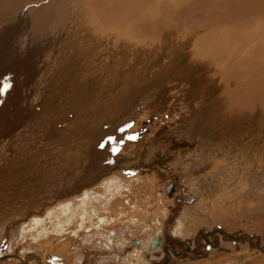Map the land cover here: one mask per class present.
I'll list each match as a JSON object with an SVG mask.
<instances>
[{"label": "rangeland", "instance_id": "rangeland-1", "mask_svg": "<svg viewBox=\"0 0 264 264\" xmlns=\"http://www.w3.org/2000/svg\"><path fill=\"white\" fill-rule=\"evenodd\" d=\"M6 1L2 0L1 2L0 0V8L1 3L3 5L4 2L10 5L9 1ZM249 1L264 9V0L262 3L256 0L72 1L71 6H68V9H72L66 19L68 23L64 27L63 43L61 40H57L58 43L56 44L54 41L56 36L50 39L51 42L54 41L51 46L55 49L53 56L59 57L62 51L61 46L68 42L79 44L73 36H71L73 41L70 37V40L66 37L69 32L75 33L79 37L86 36L82 39L87 44H91V41L95 40L92 43L97 45L93 53L99 52V60L95 61L93 53L91 56H77L74 60L78 64L75 69V71L77 70L76 74L79 73L83 63H90V67L80 74L81 79H86L88 76L94 77L90 74H96L95 71L103 66V68L112 66L114 73L122 71L125 80L128 77L132 78L131 75L133 76L134 73L137 76L141 75L139 77L143 80V85L138 89L142 87L140 90L141 93L143 92L142 101H140L139 95L137 105L139 110L127 109L129 111L126 110L108 121L111 122L112 129L109 125L108 138L107 140L104 138L102 148L107 157L116 156L113 162L115 165H109V168H106L107 171L98 175L96 181L90 184L86 180L75 183L71 188H68L69 191H72L69 192L70 194L63 197L58 196L56 200L44 198L38 203V197H32L23 203L10 199V203L6 206L0 205V256L4 254L16 255L13 258L3 257L0 259V264H133L132 261L142 264H150L151 262H157L155 264H264V136L259 134L260 128L255 127L247 135L242 133L226 140L224 146L216 145L218 142L214 140L215 134L213 135V133L218 132L220 127L217 123L212 125L214 122L208 116L210 111L208 102L217 97L218 93H221L219 89L222 90V86L225 84V78H220L219 71L222 66L218 63H225L227 70L230 69L233 61L227 58H230L229 52L232 53L235 47H227L238 46L236 45L237 40L233 38V42L229 40L226 48L222 47L225 44L224 41L227 40L228 31L234 32V30L229 27L224 28V25L220 23H225L226 20L232 18L235 19L239 10L243 9L242 11L246 12V9H249ZM18 9V7L13 8L11 5L9 13H6L5 8L1 9L0 37L9 32L10 24H13ZM74 11L75 13H73ZM242 15H245L243 18H247V12L242 13ZM218 17L221 19H216ZM224 17L227 19L225 20ZM211 26H218L222 30L219 40H217L222 53L219 56L220 60L202 61L206 57L198 58L199 55L194 54L193 51L197 47L196 41L201 39L205 35L206 29L209 30ZM36 28H33V32ZM46 29L50 28L46 27ZM36 37H33V40ZM87 39H91V41ZM245 45L246 47L252 46V44ZM121 50L125 53L124 59L121 57ZM225 52H227L226 56ZM15 53L16 51L12 49L11 54L7 55L8 58L6 57L5 66L0 69V115L2 116H0V131L3 130L6 122L3 117L5 114L3 112L4 107L9 102H11L12 107L19 93V109L22 106V110L23 108L25 111L30 110L32 115L29 118L36 116L34 112L37 108L31 109L34 96L29 97L28 102L24 100L23 96L21 98V93L24 81L29 78L33 71L32 68L37 66L36 58L38 55L25 57L24 52H19L15 57ZM177 53L187 57V61L190 62H186L192 70L199 67L202 69V73L205 72L206 77L211 74L208 85L209 87L214 85L215 91L212 89L210 93L207 90L208 95L204 90L203 92L199 91L195 87L196 75L192 70L190 71L191 76L181 78L177 73L180 70V63L176 60L178 58ZM135 55L139 58H136ZM98 62L101 66H97L96 63ZM170 64L175 66L174 71L169 68ZM42 69H44L43 63ZM165 70L169 73L160 85L158 83L159 76L165 73ZM22 73L24 78L19 79L18 75ZM62 74L60 73L61 79ZM33 76L35 75L33 74ZM33 76L30 78L32 83ZM110 77L109 75L108 78ZM155 78L159 79L152 84L151 82ZM144 82L150 83L149 90L154 87L156 89L149 97L146 95L147 91L144 90L145 85L147 86ZM126 85L127 81L120 88H126ZM18 86L21 88L19 89ZM80 86L82 85L80 84ZM193 86L194 88H191ZM3 87L6 90L3 93V98L6 96L5 100L1 99ZM95 90L96 92L103 91L106 96H102V98L100 97L101 94L99 96L98 93L100 102L111 94V91L103 86L95 88ZM73 91L69 89L66 95L67 93L68 95L71 94L70 92L73 93ZM66 102L59 104L62 111L67 108L66 110L70 112L73 107L75 108L73 102H67V105ZM89 102V105L93 106L91 105L93 101L90 100ZM42 103H45V100ZM76 105L77 109L82 110L78 103ZM249 109L251 112L255 110L254 108ZM72 111L74 110H71V114ZM8 113L10 112H7L5 116H8ZM200 114L202 115L200 116ZM64 120H58L56 123L58 129L67 127L66 119ZM103 120L106 126L107 120ZM28 126L27 124V128ZM105 126L101 125L102 131L99 130L102 134H98L94 139L91 137L88 140V137L84 138L82 134L78 136L76 134L71 140H68V143L64 142L66 136L60 139V135L55 136L46 128L36 131L37 128L33 127L29 130H22L23 127H19L18 130L21 131H13L16 132L14 135L24 131L23 134H19V137L23 135L27 137L29 132L30 136H36L32 151H29V160L26 165H23V169H27L28 173L31 172L34 176L35 171L39 173L40 171L53 170L59 165L68 167L70 164L75 165L77 161L78 167H74L71 174L81 179L84 170L97 161L94 151L97 147H101L100 140L107 136L106 131L108 129ZM243 128H248V126L242 123ZM13 132L8 134L7 140ZM110 137L112 139H109ZM130 137H134V139ZM236 137H240V139L233 143L231 140ZM214 141H216L215 146ZM240 146H244L243 150ZM85 147L87 148L86 151ZM13 151L14 148L9 146L5 155L0 159L8 161ZM246 156L247 159H244ZM102 161L103 163L106 162L105 159ZM22 173L24 172L22 171ZM113 173L115 175L121 174L119 177L121 180L123 178L122 182H126L125 179L129 180L131 176H134L147 183L141 182L131 189L123 188L122 191L119 190L120 193L115 192L116 194L110 200L104 201V208L100 211L97 210L96 213L104 221L93 222L94 224L91 226L88 223L87 226L85 223L83 225L86 226L85 230L77 229L76 231L81 216L78 214L79 216L75 215L77 224L64 226L66 230L60 233H56L54 230L47 237L39 240L30 239L29 236L23 239L21 236L13 234V229L20 230L19 233L21 231L27 232L26 225L33 216L42 217L48 206L56 207L58 204L68 202V199H72V206L80 211L82 194L86 192L89 195L91 192H95L94 189L98 191L100 188L102 189L100 184H103L104 179L112 177ZM24 174L29 182L34 180L32 176L27 177L28 174ZM122 182L120 181L118 184L122 185ZM172 183L175 186V198H178L181 192H185L190 196L189 200L186 199L188 201L186 204L190 205L192 201L194 202L190 206L181 207L182 203L179 201V205H173L167 215L165 205L168 206L167 203L172 201L170 199L172 193H169L167 187ZM8 184L11 185V182ZM157 188H160L159 191L161 192H158ZM152 191H155L158 205L162 206V210L165 208L164 212H166V214L162 213L161 216L158 215L159 213L153 216L154 218L157 217L155 224L137 228L136 224L133 225L128 221L116 222V219H120L119 211L123 215H144L143 212L146 211L149 203L147 198L152 194ZM3 194V191L0 190V196ZM6 195L11 198L10 191ZM106 196L108 197V194ZM128 202H130V206ZM118 204L124 206L114 215L112 210L118 209L120 207ZM148 212L143 216L144 218L147 217ZM140 220L139 217L138 223ZM54 226L56 227V223H51L50 229H54ZM216 228H221L229 235L239 237L240 241H227V238H220L221 241H217V239L210 238L212 246L209 245L208 250L201 249L202 251L199 253L175 258L174 263H172L173 261L170 262L169 257L171 256L163 254L165 250L160 251L158 255H145L149 239L154 236L161 235L163 239L173 242L172 235H174L179 238L177 241L183 239L188 241L197 232L209 237ZM180 232L185 236L179 235ZM216 232L219 233V231ZM6 234L8 239L13 234V237L16 238L15 245L17 247L10 248L8 239H6V243L4 242L3 239ZM244 235H248V237L244 239ZM134 238L139 240V245L136 244L135 240H132ZM198 241L204 244L202 237ZM129 243L131 244L129 245ZM166 248L171 253L170 248L164 246V249ZM134 252L136 254H132Z\"/></svg>", "mask_w": 264, "mask_h": 264}, {"label": "bare ground", "instance_id": "bare-ground-1", "mask_svg": "<svg viewBox=\"0 0 264 264\" xmlns=\"http://www.w3.org/2000/svg\"><path fill=\"white\" fill-rule=\"evenodd\" d=\"M8 1L13 8L18 7L19 9L16 12V17H15L13 24L12 25L10 24L9 32L5 33L4 35L2 34V36L0 37V47H1L0 49V69L5 66L6 57L7 55L11 54L12 49L16 51L15 57L17 56V53L19 52H24L25 57L26 56L31 57V55L33 56L38 55L36 58L37 66L33 67L34 69L32 67H29L30 69L32 68L33 71L30 73L29 78L24 81L23 83L24 85L23 84H22L23 86L21 85L23 88L22 93H21V98L23 96L24 100L28 101L29 97L34 96L33 105L31 106L32 104L31 103L30 106L32 107L31 108L32 110H35L36 108L37 110L34 112L36 116L33 118H29L32 115L30 113V110L25 111L24 108L22 110V106H21V109H19L18 105L20 104L19 103L20 93L17 94V98H15V101L13 102L12 107H11V102H9V104L5 105L4 107L3 112L5 114L3 117L6 119V122L4 121L5 124H4L3 130L0 131L1 133L0 134V158L5 155L6 149L9 146H12L14 148V151L11 154L8 161H6V159H0V190H2L4 193L3 195L0 196L1 206H6L7 204H9L10 199L13 201L18 200V202L20 203H23L32 197H38V201H37L38 203L44 198L45 199L54 198L56 200L58 199V196L63 197V196L70 194L69 192H72V191H69L68 188H71L73 185H75V183H81V181L83 180L88 181L89 184L93 183L94 181H96V179H98L97 178L98 175L102 174V172L107 171L106 168L108 169L109 165H115L113 162L115 161L116 156L110 155L109 157H107V154H104L103 152V148L99 146L94 151V155L97 156L96 163H94L93 165L89 166V168L84 170L83 175L81 176V179L71 174L72 169L74 167H78L79 163L77 161L75 165L70 164L68 167L65 165H59L57 166V168L53 170L40 171L39 173L35 171L34 176H33L31 172L28 173L27 169L25 168L23 169V165H26V162L29 160L28 158L29 151H32V145L36 139V136L35 137L30 136L29 134L30 132H29L27 133V137L26 135L19 137V134H23L24 131L23 133H17L14 135V133L17 132L16 130H18L19 127L21 128L23 127L22 130L24 129L29 130L30 128L31 129L37 128L36 131H38L41 128H46L47 130L49 129V131H51V134H55V136L60 135V139L61 137L63 138L64 136H66L64 139V142L68 143V140H71V138L74 135L76 136V134L77 136L82 134L84 138L88 137V140L91 137L92 139H94V137L96 138L98 134H102V132H100V130L102 131L101 125L105 126L103 119H106L107 123L105 127L108 130L106 131L107 136H104L103 139L100 140L101 145H102L104 143V138H106V140L108 138L109 125H110V129H112L111 122L109 123L108 121L110 119L116 118V116L120 115L121 113H124L127 109L139 110L137 109L139 95H140V101H142L141 98L143 96L142 95L143 92L142 93L140 92V90H142V87L141 89H138V87L143 85V80H141V78L139 77L141 75L137 76L135 73L133 76L131 75L132 78L128 77L125 80L122 71L119 70L120 72L117 71V73H114L112 71V66H109L106 68H103L104 67L103 66L95 71L96 74H92V73L90 74V75H94V77L88 76L86 79L82 78L83 79L82 80L80 74H82V71L90 67V63H83L82 66L80 65L81 69L79 73L76 74L77 70L75 71V69L78 66V64H77V61L75 63L74 60L79 55L91 56L93 53V50L95 51V46L97 45L96 43H92L95 40L91 41V39L90 40L87 39L88 41H91V44H87L82 39L83 37L86 38V36L79 37V36H76L75 33L69 32V34H67L68 36L66 37H68L69 40L70 38L72 40L71 36H73L75 40L79 42V44L74 43V42L70 43L67 41L68 43L61 46L62 51L60 52L61 54L59 55V57L53 56L55 49L51 47L52 42L56 41V44H57L58 41L60 40L62 41L64 39L63 31H64L65 25H67L68 23L66 19L69 17L70 10L72 9V8L68 9V6H71V3L73 0H7L6 2ZM256 1L262 3V0H256ZM10 5L5 2L3 5L1 3L0 17L2 15L1 9L5 8L6 13L7 12L9 13ZM248 6H249V9H246L247 18H243L245 17V15L243 16L242 13L245 14L246 12H243L242 11L243 9H242L236 13L235 19L232 18V19L226 20L227 18L224 17L226 20L225 23H220L224 25V28L229 27L230 29L234 30V32L228 31L227 40L224 41L225 44H223L222 47L226 48L227 43H229V40L233 42V38L237 40L236 45H238V46L232 45V46L227 47V48L235 47L232 53L229 52L230 54L228 56H230V58H227L230 60L232 59L233 61V64L230 62V64H232L230 69L227 70V66L225 63H218L222 66L219 72H220V78H225L224 79L225 84L222 86V90L219 89L221 93H218L219 95L217 97H214L213 99L209 98L210 101L208 102V108L210 109L208 116L210 120L214 122L212 123V125L213 124L216 125L215 123H217V125L220 127L218 132L213 133V135L215 134V137H213L214 140L218 142L216 145H220V146H224L223 144L226 143V140L230 139L231 137L233 138V136H238L242 133H244V135H247L250 132V130L255 127H259L260 128L259 134L264 136V45H263L264 43V21H261V20H264V9L261 8L260 6H257L256 4H253L251 1H249ZM73 13H75V11ZM31 18H32V21H31ZM216 19H221V17H218ZM7 24L6 26H8ZM218 26L216 27L211 26L209 30L206 29L205 35L202 36L201 39L196 41L197 47L195 48L193 53L196 55H199L198 58L206 57L202 61H207L211 59L220 60L219 56L222 53V49L220 48V45L217 44V40H219V36L222 33V30ZM35 27L37 28L33 32V28ZM46 27L52 29V31H50V29H46ZM53 36H56V38L54 41L51 42L50 39ZM33 37H36V39L33 40ZM238 39L241 41H239ZM245 44H252V46L246 47ZM226 53L227 52H225V56H226ZM68 54H69V57H68ZM120 54H121V57L124 59L125 53L123 50L120 51ZM177 54H178V58H176V60H178L180 63V70L177 73L179 74L181 78H188L189 76H191L190 71L192 70L189 67V64L187 63L190 61H187V57H185L184 54L182 55L181 53H177ZM94 55H95V61L99 60V52H95ZM136 58H139V57L136 56ZM42 63L44 65V69H42ZM99 63L100 62L96 63L97 66L99 65ZM203 63L205 64V62ZM170 65L171 66L169 68L173 70L175 66L172 64ZM215 65L217 64L215 63ZM205 67L207 66L205 65ZM192 71L196 75L195 87L199 91L203 92L204 90L206 94L208 91L212 89L213 91H215L213 87L214 85L211 86L212 88L209 87L208 85L211 74L208 76L209 78L206 77L205 72L202 73V69L199 67L198 68L196 67L195 70H192ZM164 72L165 73H162L159 76L160 79L158 78L159 79L158 83L160 85L162 84V82L164 81V78L167 77L169 73L166 70ZM60 73H63L62 79H61ZM17 74H16V77H17ZM33 74L35 76H33ZM109 75L111 76L110 78H108ZM32 76L34 77L33 83H32V80L30 81V78H32ZM18 77L19 79L24 78V74L22 73L21 75H18ZM158 79L155 78L151 83L152 84L155 83ZM126 81H127L126 88H120V86ZM211 81H212V78H211ZM82 82L84 83L82 84ZM80 84L82 86H80ZM145 84H147V86L145 85L144 90L147 91L146 95L147 97H149L151 96L155 87L149 90L148 86L150 83H145ZM73 85H74V88H73ZM102 86L107 88V90H110L111 94H109L108 97L104 101L100 102L99 100L100 97L102 96L106 97V96L104 95L103 91L96 92L95 88L102 87ZM18 87L19 89L21 88L20 86ZM191 88H194V86ZM69 89L70 91L72 90L74 91L73 93L70 92L71 94L68 95L67 93L66 95V92H69ZM4 91L6 90L3 87L1 91L2 100H5L6 98V96L5 98H3ZM98 93H99V96L101 94L100 97H98ZM93 99L96 101H94ZM44 100H45V103H42ZM90 100L93 101L94 104L92 103L91 105H93L94 107L89 105ZM22 101H21V104H22ZM66 101L70 103L73 102L72 104L75 105V108L73 107L71 109V110H74L72 111L73 112L72 114L70 113L71 110L70 112L66 110L67 108L65 109V111H62V109H60L61 107L59 104L66 102ZM67 102H66V105H67ZM76 103H78V105L80 106L82 110L77 109ZM25 108H28V107H25ZM249 108H254L255 110L251 112ZM7 112H10V113H8V116H5ZM201 115L202 114H200V116ZM64 119H66L67 127L65 129H58L56 123H58V120H64ZM112 121H116V120H112ZM242 123L247 125L248 128L242 129ZM27 124L29 125L28 128H27ZM13 131H16V132H13ZM18 131H21V130H18ZM10 132H13V134H11L12 136L9 135L10 137L7 140L6 138L8 137V134ZM239 139L240 137H236L235 139L231 141L233 143H236L237 141H239ZM216 141H214L213 143L214 146H215ZM219 142H222V143H219ZM243 147L240 146L241 149ZM86 150L87 148L85 147V151ZM104 159L106 161V162L104 161L105 163H103L102 161ZM244 159H247V156L244 157ZM22 171L28 174L27 177L32 176L34 180L29 182L26 179V175L22 173ZM120 175L121 174H116V175L114 174L112 175V177L110 176V178L104 179L105 181H103V184L102 183L100 184L102 185L103 188L102 189L100 188L99 191L94 189L95 192H91V194L89 195L86 192L82 194L80 211H77L78 209H74V206H72L73 200L68 199V202H65L64 204H61V205L58 204L56 207L52 208L51 206L50 207L48 206L45 209V212L42 217L33 216L30 222L26 225L27 226L26 229L28 228L27 232L21 231V233H19L20 230L13 229L12 230L13 234L21 236L23 239L24 237L29 236L30 239L39 240L41 238L47 237L49 233H51L54 230L56 231V233L63 232L64 230H66L64 227L66 225L73 224L74 226V224L78 223L75 218V215H78V214L81 216L79 219L80 223L78 224L77 226L78 228H76V231L77 229L85 230L86 226H83L85 223L86 225L88 223L91 226V224H94L93 222L99 223V222H102V220L104 221L103 218L98 217L96 214L97 210L100 211V209L104 208L103 206L104 201H108V199L110 200L114 194L118 193L119 190L122 191L123 188L131 189L133 187H136L135 185L141 182L144 184L147 183L146 181H141L138 179V177H134V176H131L129 180L125 179L124 181L126 182H122L123 178L121 180V178L119 177ZM94 178L95 180H93ZM120 181L123 183L122 185L118 184V182ZM10 182H11V185L8 184ZM170 187L171 186H169V188ZM9 191L11 192V198H8L6 195V193ZM154 192L155 191H152V194L147 198V201L151 205L147 206L146 211L143 212L144 215L142 216L128 215V216L122 217L123 213L119 211L118 213H120V216L122 217V219H119L118 221L131 222L133 223V225L136 224L137 228L155 224V219L157 217L154 218L153 216L154 215L156 216L157 213H159L158 214L159 216L165 214L164 210L168 206L165 205L164 210H162V206L160 204H159L160 206L158 205V198L154 194ZM107 194H108V197L106 196ZM119 205H120L119 207L120 209L124 206V205L121 206V204H118V206ZM148 208H149V212H148ZM129 211H130V208H129ZM147 212H148V215L147 217L144 218L143 216H145ZM120 216L119 218H121ZM139 217L141 218L140 223H138ZM51 223H56V227L54 226L53 227L54 229L52 230L50 229ZM178 228L180 229V227ZM179 229L177 230L179 231ZM219 233H221L223 238H227L229 240L239 239V237L229 235L228 232H225L222 230H219ZM13 234L11 235L9 239L6 234V236H4L5 238L3 239L5 243H6V239L10 241L9 243V245H11L10 248L17 247L15 245L16 238L13 237ZM179 235H184V234L180 232ZM157 236L160 237V242L155 246L154 249H150L151 238L149 239V242L146 248L149 254H155L158 248L161 246L162 236L161 235H157ZM245 237H248V235L247 236L244 235V239ZM238 241H240V239ZM135 242L138 245L140 244L139 240H135ZM130 244L131 243H129V245ZM132 254H136V252ZM145 255H147V253ZM5 256L13 258V256H16V255H5L4 254L0 256V259H2ZM132 263L142 264V263H138L135 261H132ZM155 263L157 262H151L150 264H155Z\"/></svg>", "mask_w": 264, "mask_h": 264}, {"label": "flooded vegetation", "instance_id": "flooded-vegetation-1", "mask_svg": "<svg viewBox=\"0 0 264 264\" xmlns=\"http://www.w3.org/2000/svg\"><path fill=\"white\" fill-rule=\"evenodd\" d=\"M169 186H171V187L169 188ZM169 186L167 187V188H169L167 190L169 191V193H172V196L170 197V199L172 201L167 203L168 204V207L166 209L167 215H168L169 210L172 209L173 205H175V204L179 205V201H180V203H182L181 207L182 206H186V207L190 206L194 202V201H192V203L190 205L186 204V203H188L187 200H189L190 198L188 197V194L185 193V192H181L178 195V198H175L174 197V194L176 193L175 192V186H174L173 183L169 184ZM157 189H158L157 190L158 192H161V191H159V190H161L160 188H157ZM175 199H176V202H175ZM165 214H166V212H165ZM219 230H222V229L221 228H216V230H213L212 233L209 235V237L208 236L207 237L203 236L201 233L198 234V232H197L193 236V238L191 240H188V241H184L185 239L177 241V240H179V238L174 236V235H172L173 236V240H172L173 242H171L170 240L168 241V239H163L162 238L161 246L158 248L159 251L157 250V252L155 254H152V255H158L157 253H159L160 251L163 252V250H165V252H163V254L171 256V257H169L170 258V262L173 261L172 263H174L175 258H183V256L185 257L187 254H188V256H190V254L199 253L200 251H202L201 249L208 250L210 248V246H212L211 243H210V238H212L214 240L217 239V241L218 240L221 241L220 238H223V236L221 235V233H217L216 232V231H219ZM222 231H224V230H222ZM180 237H182V236H180ZM201 237L204 240L203 241L204 244H202L200 241H198ZM222 240H226V239H222ZM227 241H233V240H229L228 239ZM235 241H238V240H235ZM164 246H167L168 248H170L171 253L168 252L167 248L164 249Z\"/></svg>", "mask_w": 264, "mask_h": 264}, {"label": "water", "instance_id": "water-1", "mask_svg": "<svg viewBox=\"0 0 264 264\" xmlns=\"http://www.w3.org/2000/svg\"><path fill=\"white\" fill-rule=\"evenodd\" d=\"M160 242V237L159 236H155L151 239L150 242V249H154L155 246Z\"/></svg>", "mask_w": 264, "mask_h": 264}, {"label": "crops", "instance_id": "crops-1", "mask_svg": "<svg viewBox=\"0 0 264 264\" xmlns=\"http://www.w3.org/2000/svg\"><path fill=\"white\" fill-rule=\"evenodd\" d=\"M129 205H130V203H128ZM151 204L149 203V205L148 206H150ZM117 210V209H116ZM119 210H121L120 208L117 210V211H113L114 212V214H115V212H118ZM112 216H113V214H112ZM124 216H128V215H123L122 217H124ZM122 217L120 218V219H122ZM119 219H116V222L118 221ZM133 241L135 240V238L134 239H132ZM128 245V244H127ZM146 253L148 254V255H150L149 253H148V251L146 250Z\"/></svg>", "mask_w": 264, "mask_h": 264}, {"label": "snow or ice", "instance_id": "snow-or-ice-1", "mask_svg": "<svg viewBox=\"0 0 264 264\" xmlns=\"http://www.w3.org/2000/svg\"><path fill=\"white\" fill-rule=\"evenodd\" d=\"M130 138L134 139V137H130ZM109 139H112V138L110 137ZM121 143H122V141H121ZM101 147H103V145H101ZM113 150L115 151V149H113Z\"/></svg>", "mask_w": 264, "mask_h": 264}]
</instances>
